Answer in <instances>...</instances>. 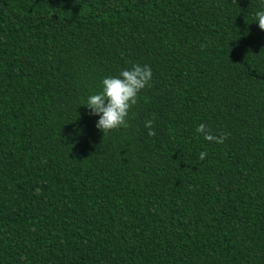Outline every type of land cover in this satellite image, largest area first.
Listing matches in <instances>:
<instances>
[{"label": "trees", "instance_id": "1", "mask_svg": "<svg viewBox=\"0 0 264 264\" xmlns=\"http://www.w3.org/2000/svg\"><path fill=\"white\" fill-rule=\"evenodd\" d=\"M260 10L0 0V264H264ZM133 64L152 79L103 134L83 104Z\"/></svg>", "mask_w": 264, "mask_h": 264}, {"label": "clouds", "instance_id": "2", "mask_svg": "<svg viewBox=\"0 0 264 264\" xmlns=\"http://www.w3.org/2000/svg\"><path fill=\"white\" fill-rule=\"evenodd\" d=\"M255 18L260 30L264 31V10L257 11ZM152 79V69L148 65L133 64L131 69L122 70L119 76L106 77L102 80V90L97 94L88 96L83 104L90 114L98 116L96 128L103 134L118 128H128L127 117L129 110L137 104L138 94ZM153 120L145 121V128L148 129L149 136H155L153 130ZM196 131L203 135L209 142L223 143L227 139V134H220L219 137L211 133L207 124L201 123ZM206 152L199 153V159L206 157Z\"/></svg>", "mask_w": 264, "mask_h": 264}]
</instances>
